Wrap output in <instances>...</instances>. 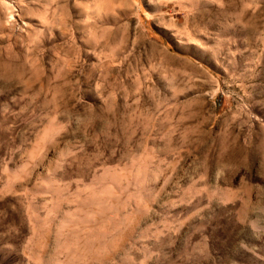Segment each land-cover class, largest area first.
I'll list each match as a JSON object with an SVG mask.
<instances>
[{"label":"rangeland","instance_id":"rangeland-1","mask_svg":"<svg viewBox=\"0 0 264 264\" xmlns=\"http://www.w3.org/2000/svg\"><path fill=\"white\" fill-rule=\"evenodd\" d=\"M0 264H264V0H0Z\"/></svg>","mask_w":264,"mask_h":264}]
</instances>
